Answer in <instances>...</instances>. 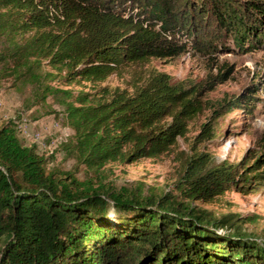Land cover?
Listing matches in <instances>:
<instances>
[{"label":"trees","instance_id":"16d2710c","mask_svg":"<svg viewBox=\"0 0 264 264\" xmlns=\"http://www.w3.org/2000/svg\"><path fill=\"white\" fill-rule=\"evenodd\" d=\"M234 1L186 0L176 12L169 0H154L157 27L116 0H0V85L29 86L28 105L49 95L62 104L73 129L69 150L93 172L80 179L70 169H47L36 145L18 137L14 118L1 124L0 264H264L263 244L241 233L220 235L173 213L169 193L104 179L107 162L152 157L183 134L201 109L195 89L162 71L133 91L74 92L50 82L58 77L52 69H65L67 82L99 81L123 65L179 54L185 44L175 39L167 14L176 21L189 7L208 12L241 47L264 44V0H245L243 7ZM256 95L242 92L233 100ZM210 158L189 155L176 188L188 197L210 196L228 189L235 174L264 182V148L250 166L211 167Z\"/></svg>","mask_w":264,"mask_h":264},{"label":"rangeland","instance_id":"374dc122","mask_svg":"<svg viewBox=\"0 0 264 264\" xmlns=\"http://www.w3.org/2000/svg\"><path fill=\"white\" fill-rule=\"evenodd\" d=\"M153 1L116 0L115 5L140 18L151 19L158 27L160 19L150 13ZM169 1L176 12L185 8L186 0ZM234 3L243 7L246 1L235 0ZM186 9L184 16L176 14L179 18L176 21L173 15L167 14V24L175 27V39L185 44L179 54L123 65L99 81L77 77L67 82L61 77L65 69L60 72L52 69L58 77L50 82L74 92L83 89L95 93L102 87L108 91L116 87L133 91L152 73L162 71L177 85L191 91L195 89L201 109L187 120L183 134L152 157L107 162L102 168L104 179L116 186L140 182L144 190L153 187L156 195L169 193L177 209L173 213L196 220V224L202 222L220 235L241 233L264 245V182H255L253 178L244 182L235 174V181L229 183L228 189L210 196H203L205 191H202L188 197L176 188L178 176L191 154H209L207 166L218 167L225 163L242 167L243 164L253 165L264 148V44L256 46L247 41L241 47L216 26V19L208 12L201 13L196 7ZM248 44L254 46L248 47ZM242 92L256 93L257 97L234 101ZM29 94V86H12L9 80L2 82L0 125L14 118L18 137L26 144L36 145L46 158L47 169L59 167L73 170L80 179L92 177L93 172L69 150L73 129L67 123L63 105L52 95L44 102L28 105ZM170 119L167 115L164 120ZM203 124L210 126L211 132L206 131Z\"/></svg>","mask_w":264,"mask_h":264}]
</instances>
